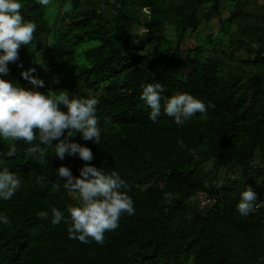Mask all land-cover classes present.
<instances>
[{
    "label": "trees",
    "instance_id": "1",
    "mask_svg": "<svg viewBox=\"0 0 264 264\" xmlns=\"http://www.w3.org/2000/svg\"><path fill=\"white\" fill-rule=\"evenodd\" d=\"M68 2L45 8L22 0V14L37 31L3 78L30 89L21 75L27 72L44 82L39 91L98 99L100 144L74 139L92 151L89 163L119 173L135 214H123L102 245L69 239L68 224L50 222L53 207L68 216L76 204L56 187L55 169L63 165L79 176L84 162L67 155L61 161L38 139L40 151L28 154L32 145L18 141L8 156L13 142L0 141L2 166L21 178L16 195L0 201L11 221L0 225V264H264V4L70 0L65 13ZM187 39L196 46L182 49ZM152 82L164 86L165 100L177 93L199 98L206 113L177 126L162 100L161 115L151 121L140 95ZM247 186L257 200L243 217L236 204ZM41 211L48 219L39 218Z\"/></svg>",
    "mask_w": 264,
    "mask_h": 264
},
{
    "label": "clouds",
    "instance_id": "2",
    "mask_svg": "<svg viewBox=\"0 0 264 264\" xmlns=\"http://www.w3.org/2000/svg\"><path fill=\"white\" fill-rule=\"evenodd\" d=\"M35 2L47 8L53 0ZM22 8V0H0V141L13 142L9 145L8 156L16 154L15 142L18 141L32 145L27 149L28 154L40 151L34 143L38 139L39 144L52 147L51 153H55L61 161L67 155L78 156L84 162L79 176H73L71 170L63 165L55 169L59 178L56 187H63L73 194L76 204L67 208L68 216L53 207L50 222L53 226L61 222L68 224L69 239L82 244L94 241L102 245L105 233L119 228L123 214H135L134 201L119 173L105 172L101 167L89 163L93 159L92 151L74 139L79 134L85 141L100 144L102 130L97 116V98L70 94L65 90L39 91L37 89L43 88L44 82L29 76L27 72L21 75L33 85L30 89L3 78L8 75V64L18 59L19 48L31 45L37 31L36 23L25 18ZM71 10L69 0L63 12L70 13ZM164 92L165 88L159 82L142 86L140 99L150 109L151 121H156L161 115ZM61 104L66 110L60 109ZM206 110L205 103L190 93H177L166 99L163 105L164 115L173 118L177 126H184L191 117L197 113L204 114ZM2 164L0 161V201H9L21 188V178ZM215 186L217 189L223 188L224 181L220 180ZM256 200L253 187L247 186L239 193L236 210L247 217L254 211ZM38 216L48 219L49 214L41 211ZM10 223L9 217L0 212V225Z\"/></svg>",
    "mask_w": 264,
    "mask_h": 264
},
{
    "label": "rangeland",
    "instance_id": "3",
    "mask_svg": "<svg viewBox=\"0 0 264 264\" xmlns=\"http://www.w3.org/2000/svg\"><path fill=\"white\" fill-rule=\"evenodd\" d=\"M264 4V0H254V3L252 4V7H254V6H256V5H263ZM254 12H257V13H261L262 12V10L261 9H255V8H253L252 9ZM217 21V19H215V20H213V22L215 23ZM216 27V25L214 26V28ZM203 32L204 33H206L207 32V29H203ZM196 46V42H195V40H193V39H187V40H185L183 43H182V45H181V47H182V49H184V48H193V47H195ZM211 168V162H207V163H205V170H208V169H210Z\"/></svg>",
    "mask_w": 264,
    "mask_h": 264
},
{
    "label": "built area",
    "instance_id": "4",
    "mask_svg": "<svg viewBox=\"0 0 264 264\" xmlns=\"http://www.w3.org/2000/svg\"><path fill=\"white\" fill-rule=\"evenodd\" d=\"M199 202H200L201 205H204L205 203L208 202V199L205 198L204 195L200 194V195H199Z\"/></svg>",
    "mask_w": 264,
    "mask_h": 264
}]
</instances>
